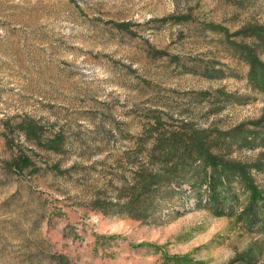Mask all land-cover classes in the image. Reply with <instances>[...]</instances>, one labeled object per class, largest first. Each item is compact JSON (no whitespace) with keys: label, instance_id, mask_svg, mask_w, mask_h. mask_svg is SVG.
I'll return each instance as SVG.
<instances>
[{"label":"rangeland","instance_id":"rangeland-1","mask_svg":"<svg viewBox=\"0 0 264 264\" xmlns=\"http://www.w3.org/2000/svg\"><path fill=\"white\" fill-rule=\"evenodd\" d=\"M175 131L203 160L121 210ZM0 264H264V0H0Z\"/></svg>","mask_w":264,"mask_h":264},{"label":"trees","instance_id":"trees-1","mask_svg":"<svg viewBox=\"0 0 264 264\" xmlns=\"http://www.w3.org/2000/svg\"><path fill=\"white\" fill-rule=\"evenodd\" d=\"M22 130H24V134H28L30 123L27 124L26 129L23 128ZM154 147L159 149L157 158L161 159L164 168L151 173L135 174L130 180L126 182L124 180V184L119 188L125 195V199L120 197V195L118 196V200L122 202L121 210L129 212L130 214L134 211H138V213L140 212L139 214L142 215L143 211L148 210V206L151 205L149 196L153 194V189L157 188L158 181L162 184H171L178 172L177 166L182 160L200 161L204 158L203 155L200 156L195 153L196 143L194 139L182 134L180 131L168 133L164 135L163 138L155 140ZM207 160L208 161H205L206 163L217 167L215 166L218 163L216 156ZM19 163L26 165L28 159L22 157L20 162L16 163V166H19ZM171 166H173V168ZM182 174L183 173H181V175ZM193 184L199 187V192L203 185L208 186L209 196L205 204L218 215H233L235 213L234 210H236L240 204V196L235 193V191L225 187L224 181H222L220 177L204 179ZM172 190L174 191L173 187ZM253 196L255 198L257 194L254 193ZM201 201L200 199L199 202L201 203ZM227 204L231 205L230 211H226ZM89 205L105 213H113L115 212L114 206L116 203L105 196L102 197L100 193H96V196L90 201Z\"/></svg>","mask_w":264,"mask_h":264}]
</instances>
